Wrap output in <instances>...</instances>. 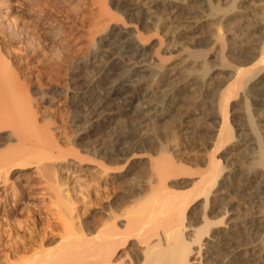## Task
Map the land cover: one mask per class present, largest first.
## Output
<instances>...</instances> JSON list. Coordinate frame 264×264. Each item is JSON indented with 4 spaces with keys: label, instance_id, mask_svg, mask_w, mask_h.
<instances>
[{
    "label": "rangeland",
    "instance_id": "rangeland-1",
    "mask_svg": "<svg viewBox=\"0 0 264 264\" xmlns=\"http://www.w3.org/2000/svg\"><path fill=\"white\" fill-rule=\"evenodd\" d=\"M134 1L143 3L145 0ZM168 1L169 0H166L167 3L172 1L180 2L183 7L178 9L179 11L177 10L176 15H169V17L172 18L176 17L178 21L176 24L179 30L176 29L174 34L172 32L173 30L167 29V22L165 21L168 14L165 15L166 13L160 12L156 13V15H149L148 17L144 14L137 15L131 13L125 15L114 6L113 0H0V23L9 26L14 25L12 21L17 23L14 25L17 27H10L13 30L12 33L15 32L13 33L15 34L13 37L17 39L11 43L0 40L5 50L17 52V63L15 61L17 64V84L20 90L25 92L22 94L23 96L17 92V128L22 127V125L27 122V116L30 114L33 118L32 120H34V124H36L41 132V135L38 134V137L36 135L32 137L33 140H31L32 138H28L29 141L24 139L25 143H23L24 145L22 146H24V148L26 147L25 149L29 147L31 150L35 149L38 152L32 150V152L35 153L32 155H35V160L37 159L39 163L41 162L45 167L48 166V176L46 178L49 182L48 187H52L53 189H51L57 192V194H53L52 191H50V194L48 193L39 203L37 202L36 206L35 204L30 205V203L19 205L10 212L7 209L13 205L14 200L11 198L4 199L3 195L0 196V223L2 222L0 224V233L2 234H0L1 261H4L5 257L9 254V256L6 257V262L10 264H17V262H19L20 257H18L17 260V256L14 257L15 255L13 253V251L17 250L18 242L20 245H26L23 247L25 249L29 246L33 247V243V252L36 251L34 249L47 248L46 250L48 251L51 250L52 252V250H54L53 253H58L57 247L60 252L63 248L58 246V244H61L60 240H58L60 239L58 235L61 234L59 233L61 232V226L58 224L57 220L53 219L51 216L52 213L55 214L57 212L62 215H70L75 227L83 229V227L86 226L90 231H94V228H96L98 224L97 216L99 215L97 201H99V194L101 192L110 193L113 191L112 193H114L115 199H118V201L128 191L132 192L128 195H135L136 191L142 190L144 187L148 186L146 180L148 181V177L152 174V172H150L152 166H156L153 163H158V161H160L159 163L161 164L171 161L172 163H170L174 165V172L176 171L175 175H180L178 173H181V176L185 175V178L181 177L180 179L179 177L178 180L175 179L172 183L178 188H182V186L185 187V184L188 186L190 182L195 180L194 178L197 177L195 176L196 174L206 171V165H201L205 158L228 159V163L226 161H220L219 165L224 168V170H227L229 167L240 168V166L252 165L251 163L254 164L257 161L256 157L259 156L260 151L258 148L238 146L237 143V147L233 149L234 151L231 150V155H226L225 153L229 150L225 146V148L222 146L214 147L213 142L215 141L214 138L216 137L218 127L214 123V120L210 119V116L213 114L214 107L216 106L215 104L218 103L219 95H221L223 99H226L228 95L227 92L232 84L230 81H232L231 79H233L234 75L239 70H247L255 67L254 65H257L260 60L259 53L264 50V36L261 35L258 27L255 26L263 22L261 19L264 20V15L259 14V12L257 13L258 10L256 11V6L259 2L261 3V1L264 3V0H252L253 3L251 1L250 3H243L241 7L243 10H240L241 8L236 10L237 6L239 7L241 5L238 4L239 0H200L199 3H201V6L198 4V9H191V11L193 12L194 10L198 17L202 14L200 15L204 16V18L201 17V19L203 18L202 21H199L198 17L190 13L188 5H191V0ZM251 3L253 4L252 6L248 5ZM186 7L189 9L187 10ZM220 11L223 14H220ZM224 15L225 18L223 19ZM100 17L108 19L106 22L107 29L105 32L97 34L95 26L100 20ZM254 18H258L259 20ZM189 20H192L191 23ZM47 21L54 24L53 27L61 33V42L51 41L53 42L51 43L49 42L50 39L48 36H44L43 29ZM193 21L196 24H194ZM198 21L200 23H198ZM189 26L192 27H190L192 30L189 29ZM111 29L117 31L121 30L127 35L124 39L119 41L120 43L126 44L133 41L144 51L142 60L137 64L128 63L124 60H122L123 62L120 61V63L117 56H113L110 60L115 63H120L123 73H133V85H142L145 82L147 86L150 85L151 89L155 91V103L161 104L162 94L166 91L169 92V90L178 83L183 84L184 80H186V82L188 81V84L190 83V86L187 85V89L183 91L184 93H180L176 98L173 97V103L171 104L173 108H169L170 111H156V115H151L147 125L141 131L145 138L143 148L132 149L127 152V155L123 156L124 158L112 157V160L106 159L105 154L111 153L113 142L118 135L125 133V125H127L128 119L119 116L113 123L102 125L103 127L100 125L93 126L92 130L90 126L91 107L100 104L101 101L99 96L110 88L113 83L115 84L117 78H119L117 75V77L112 76L98 87L97 82L101 79L102 74L97 72L101 67V63L98 62L97 58L102 55L103 50H107L102 47V40L106 39ZM26 35L28 37H26ZM135 36L139 42L136 41ZM172 36L173 38H170ZM26 39L28 41H26ZM26 44H31V46L34 47L33 52L32 49L31 52L27 50L30 48H27L28 46H25ZM249 48L252 51L246 53ZM240 49L243 51H240ZM56 58H62V60L60 59L61 63L55 65L54 61ZM15 63L14 66L16 65ZM126 74L122 76L125 77ZM72 75L80 80L79 85L74 86L70 84L71 81L69 82V77H73ZM194 83L196 85H194ZM263 84L264 81L262 83V87L264 88ZM81 87L82 89H80ZM249 87L250 86L245 88L242 87L240 88L241 91L238 89L237 98L233 95V97L230 96L231 98H229L226 104L227 118L229 124H234L231 120L242 112H246L248 115L250 114L249 116L254 115L255 118L253 122L254 124H258L261 134L262 126L264 125V122H262L264 111H258L253 108V101L248 95H245L247 94L245 91H247L246 89H249ZM188 88L192 90L189 92ZM236 90L235 88L234 91ZM234 91L231 88V92L235 93ZM221 92L223 95L220 94ZM224 92L227 94H224ZM216 93L218 97L215 95ZM22 97L27 99V104ZM234 97L235 99H233ZM85 101H90V104L84 105V107L82 106L80 109H75L73 107L76 103L79 102L82 104ZM210 103L214 104V107H211ZM143 104L144 100L135 103L130 109V113L135 114L139 112ZM113 105L114 104H111V106ZM157 109L160 110L159 108ZM28 111L30 112L29 114ZM122 111H129V109H122ZM116 114H118V112H116ZM166 114L168 115L165 116ZM102 115H105V113L103 112ZM77 119L81 120L77 121ZM19 124L22 125L19 126ZM207 124H209V126ZM26 125L27 123L25 126ZM42 131H44L46 135H49L42 136L44 135ZM89 131H92L95 135L92 133L93 136L78 140ZM7 135L8 132H4L0 134V137L6 139ZM261 135L262 136L259 137V146H264V134ZM30 144L35 145L31 147ZM249 155L252 156L250 157ZM231 158L234 159L232 160ZM24 168L23 171L17 172L19 178L15 180L18 185L24 183L30 185L42 183V179H39V175L34 171L32 165ZM177 168L178 171L180 170L179 172ZM115 170L116 172H114ZM106 171L109 172L107 173ZM112 173L120 175L125 174L126 180H124L126 182L123 180L121 183H113L111 181V177L113 176ZM15 177L16 175L9 176L8 178L13 180ZM175 183L177 185H175ZM234 186V183L227 186L225 190V201H223L224 203L222 202L223 205L221 203V206L224 207H221L222 211L217 213L214 212L217 214V217L216 214L212 213V216H210L211 218L213 217L214 220L220 218L221 215L219 213H223L225 211L223 208L225 207L226 210L231 209L230 211L234 212H232L234 220H239V218L240 220H245L248 219V217L250 218V215L252 217V215H254L253 213L258 214L264 212V202H262V199H251L252 196L249 192H244V195L241 189ZM254 187L256 188V185ZM188 189H190V187L186 190ZM236 189H239V191ZM99 190L101 192H99ZM260 190L262 192V198L264 196V189ZM97 191L99 193H97ZM109 198L111 199V197ZM110 199H107L108 202ZM246 199L249 201H246ZM258 203H260L262 207H258ZM117 206L118 208L116 209L119 210V205ZM254 206L256 207V211L259 208L262 209L255 212ZM252 211L254 212L252 213ZM244 215L245 217L243 218L242 216ZM25 216H27L29 220H33L36 226L34 223L31 225L32 221H30L31 223L29 222L30 224L27 223L28 226L25 225V219H27ZM35 219H37V221H35ZM17 223L21 226L23 225V230L21 228L19 233L15 231L17 230L15 227L18 225ZM24 226L28 227L27 230H25L26 228H24ZM31 226L34 228H30ZM47 227L52 228L49 229L54 231V233L50 234V230ZM42 229H44V231ZM9 231H11L12 236L10 237L11 239L8 238L9 240H7L5 236H7V233H10ZM24 231L27 233V237L23 234ZM27 231L32 234H28L29 232ZM20 232H22L21 234L23 236H21ZM44 232L46 233L45 236H43ZM24 236L25 238H23ZM248 237L250 239L247 238V243L249 242V245L252 243L251 246H254V249L258 247L256 250L262 251L261 249L264 248V237L255 235L252 236V240L250 236ZM28 238L33 240L29 243L30 245H27L26 242L23 244L20 243V241L24 242L23 240ZM39 238L42 240L40 241ZM15 243L16 246H14ZM39 243L41 247H39ZM253 243H256V245ZM8 245L11 246L9 247ZM260 246L262 248H259ZM13 247H16L15 250ZM31 249H27L28 256L33 253ZM263 253L262 251V258H264ZM19 256L22 257V255ZM25 256L28 257L27 255ZM262 264H264L263 259Z\"/></svg>",
    "mask_w": 264,
    "mask_h": 264
},
{
    "label": "bare ground",
    "instance_id": "bare-ground-1",
    "mask_svg": "<svg viewBox=\"0 0 264 264\" xmlns=\"http://www.w3.org/2000/svg\"><path fill=\"white\" fill-rule=\"evenodd\" d=\"M113 1H114L113 2L114 6L118 10H120L121 13H124L125 15L131 13L137 15L144 14L145 16L148 17L149 15H154V14L156 15V13L164 12L166 13L165 15L168 14L167 17L168 19L166 18L165 21L167 22V29L173 30L172 31L173 34L175 33L176 29L179 30V27H177L178 25L176 24L178 23L176 17L173 16L174 18H172L169 17V15L171 16L173 14L176 15L177 10L181 9L182 7V4L180 2L177 1L170 2V0L168 1L170 3H167L166 0H145L143 3L134 0H113ZM250 1L252 2V0H239L238 4L241 5L239 7L237 6L236 10H239L243 6L242 5L243 3L244 4L247 2L250 3ZM199 2L200 0L199 1L191 0V5L190 6L188 5V7L190 8V9L188 8L190 10V13H192V15H194L195 17H198V15L196 14V12H194V10L198 9L197 7L198 4H200L201 6V3ZM252 3L248 5L252 6L253 5ZM191 9H194L193 12L191 11ZM240 10L243 9L241 8ZM256 11L257 13L259 12V14L264 15V3H262V1L261 3L259 2V4L256 6ZM220 14L223 13L221 12ZM200 15L198 18L199 21H202L204 16H200ZM201 17L203 18L201 19ZM224 18L225 15L223 19ZM254 19H258V18H254ZM107 21H108L107 18L100 17V20L95 26V28L97 29V34L106 31ZM189 21L191 23L192 20ZM199 21L198 23H200ZM261 21H260L261 23L258 22L259 23V25L257 24L258 26L256 24L254 25H256L255 27H258L259 31L261 32V35L264 36V20L261 19ZM12 22L14 23V25L17 24L14 21ZM194 24L196 23L194 22ZM53 25L54 24H51V22L47 21L45 23L43 33L45 34L44 36L46 35L48 36V38L50 39V41L48 40L49 42L54 41L59 43L62 41L61 33H59L53 27ZM11 26L0 23V40L11 43L17 39L13 37L15 35L13 33L15 32L12 33L13 30L11 28L13 26L12 27ZM15 27L17 26H14V28ZM190 27L191 26H189V29L192 28ZM126 36L127 35H125V33H123L121 30L117 31L111 29L110 32L107 34L106 39L102 40V47H104L107 50L106 51L103 50L102 55L97 58L98 62L101 63V67L97 70V72L102 74L101 79L98 80L97 82L98 87H100V85H102L112 76L117 75L119 78H117L115 84L113 83V85L110 88H108L106 91L102 93L101 96H99L101 101L100 104L99 105L97 104L98 106L97 105L92 106L90 111V115H91L90 126L92 127V130H93V126L100 125L101 127H103L102 125L113 123L115 119H117L119 116L128 119L126 123L127 125H125V133L118 135V137L113 142L111 153L105 154L106 159L108 158L110 160L113 159L112 157L124 158L123 156L127 155L128 151L132 149L143 148L145 144L144 141L145 138L143 137L142 135L143 133H141V131L147 125V122L150 120L151 115L152 116L156 115L155 114L157 113L156 111L158 112H163L165 110L170 111L169 108L171 107L173 108V106H171V104L173 103V97L176 98L180 93H182L185 89H187L186 88L187 85L190 84V83L188 84V81L186 82V80H184V83L185 84L187 83L186 85L184 83L183 84L178 83L171 90H169V92L166 91L165 93L162 94L161 104L155 103L154 102L155 91L151 89L150 85H148L150 88L146 85V82L142 85H133V80H132L134 78L133 73L126 72L127 73L126 74L122 72L120 61L124 60L125 62L128 63L131 62L132 64H137L142 60L144 56V51L139 46H137L135 42L130 41L126 44H122L119 42L122 39H124ZM26 37L28 36L26 35ZM135 38L136 41H138L136 36ZM170 38H173V36ZM26 41L28 40L26 39ZM25 46H28L27 48H30L27 50H30L31 52L32 49L33 52L34 47L31 46V44L30 45L26 44ZM247 50L248 51H246V53L252 51L250 48ZM240 51L243 50L240 49ZM260 53H259L260 60L257 63V65H254L255 67L249 68L247 70L245 69L239 70L234 75L233 79H231L232 81L228 80L232 83L230 85L232 90L234 91L235 88L237 89L236 91H234L235 93H232L231 88H229L226 99H223L222 96L219 95V93L217 92L218 95L220 96L218 97L217 93L215 94L218 97V103L216 102L217 104H215L216 105L215 107L213 106L214 104L210 103L211 107L213 106L215 110V111L213 110L212 115L210 114L211 115L210 119L214 120V123L218 127L217 131L215 130L217 133H216V137L214 138L215 141L213 142L214 147L225 146L229 150L227 153H225L226 155H231V150L234 151L233 149L237 147L236 146L237 143L238 146L241 145L245 147L258 148V150H260L259 156L256 157L257 161L254 164L251 163L252 165L242 166V167L239 165L240 168L229 167L227 170H224V168L220 167L219 165L220 161H226L228 163L229 161L228 159L225 158L213 159L211 157H208L204 159L203 162L204 165L203 163L201 164L202 166L206 165V171L204 170L205 172L202 173L200 172L196 175L194 174L197 177L194 178L195 179L194 181L189 183L190 185L188 184V186H186L185 184V187L181 185L182 188L181 187L178 188L174 186V184L172 183L174 182L175 179L178 180L179 177L181 179V177H184L185 175L183 174L184 176H181V173H178L180 175H175L176 171L174 172L175 170L174 165L171 164L172 163L171 161L168 160L169 162L161 164L159 163L160 161L157 160L158 163L157 162L153 163L156 166L155 167L152 166L151 170L149 169L150 172H152V174L150 177H148L149 180L148 181L146 180L148 186L146 187H144L145 185L142 186L144 187V189L138 190L136 191V193L134 192L135 195L134 194L133 196L128 195L129 193L130 194L132 193L128 191L118 201V199H115V195L114 193H112L113 191L110 192L112 189L109 191L110 193L101 192L99 190V192H101L99 194V201H97L99 216H97L98 224L97 227L94 228L95 229L94 231H90L89 229H87L86 226L83 227L84 225L81 226L83 227V229L79 227L78 228L75 227L73 225L74 223H72V218L69 214H68L69 216H67L57 213L56 211L55 214L51 212L52 213L51 216L53 217V219L57 220L58 224L61 226L60 228L61 232H59L61 234L58 235V237H60V239L58 240H60L61 244L60 245L58 244V246L59 247L61 246V248L63 247L62 250L59 252V248L57 247L58 253H53L54 250H52L51 252V250L50 251L46 250L47 248L46 249L40 248L38 250L34 249L36 251L33 252L34 245L32 243L33 247L29 246L27 249L29 250L32 248L31 249L32 251L31 250L30 251L33 253H31V255L28 256V250L23 248L26 245H20L18 242L17 250H15L16 247L15 248L13 247L15 250L13 251L15 255L14 257L17 256V260L18 257H20L19 262H17V264H250V263L262 264V259L264 260V258H262L263 257L262 251L264 252V248L261 249L262 251L256 250V248L258 247L254 249V246H251L252 243L249 245V242L247 243L246 241L247 238L250 239L248 236L251 237V240L253 238L252 236L255 235L256 236L261 235L264 237V214H263L264 212L262 211L263 213H258V214L253 213L254 211L257 212L259 209H262L259 208L257 211L255 210L257 206L262 207L260 203H258L259 205L256 204L257 206L255 205L256 206V207L254 206L255 208L253 207L254 211H252V213L254 215H252V217L250 215V218L248 217L249 216L248 215L247 216L248 219L245 220H240V218L239 220H234V217H232L233 211L231 212L230 211L231 209L226 210L225 209L226 207L223 208L225 210V211L223 210L224 211L223 213L222 212L219 213L221 215L220 218H216V220H214L213 217L212 218L210 217L212 216L211 215L212 213L216 214L217 212L222 211L221 207L224 206H221V203L225 201L224 200L226 195L225 190L227 186H229V184L231 183H234L235 186H237V188L241 189V191H243V194L246 191L249 192L250 195L252 196L251 199L252 198L259 200L262 199V202H264V196L261 198L262 192L260 190V189H264V146H259V137L262 136L261 134H264V125L262 126L263 127L261 131L262 133L260 134L258 124L257 123L254 124L253 122L255 116L254 115L249 116L250 114L248 115L246 112H242L240 115L232 119L231 121H233L232 123L234 124H229L227 118V109H226L227 107L226 104L229 101V98H231L230 96L233 95L236 96L237 98L238 89L239 91H241L240 88L242 87L245 88L250 86L249 89H246L247 91H245V93L247 92V94L245 95H248V97L253 101L254 104L253 108H255L258 111H264V88L262 87V83L264 81V50L260 51ZM113 56H117L120 63H115L111 61L110 59ZM60 59L62 60V58L55 59L54 61L55 65L61 63ZM193 59H197V58H193ZM15 61L17 63V52H13V51L9 52L5 50L2 44L0 43V134L4 132H8L6 139L0 137V196L3 195L4 199L11 198L12 200H14L13 205L9 209H7L9 210V212L13 211V209L19 205H26L30 203V205L35 204L36 206V203L37 202L39 203L40 200L45 198V196L50 191H52L53 194H57L55 190H52L53 189L52 187H51L52 189L48 187L49 182L47 181L48 179H46L48 176L47 174L48 166L45 167V165H43L41 162L40 164L37 159L35 160L34 157L35 155H32L35 154L32 152L33 149L31 150L29 147L25 149L26 147L24 148V146H22L24 145L23 143H25V140H28V138L31 139L32 137H35V135L38 137V134L41 135V132L39 131V128H37L36 124H34V120H32L33 118L29 114L30 113L29 111L28 114L31 116V118L29 115L27 116L28 117L27 118L28 120L26 122L27 125L25 126L26 123L22 125L23 124L22 123L19 124V126L22 125L23 128L22 127L17 128L18 126L17 125V92L21 96H23L22 94L25 92L20 90V87L17 84V64L15 63ZM14 63L16 64L15 66ZM124 74H126L125 77L122 76ZM70 81H71L70 84L74 86L80 84V80L74 76L69 77V82ZM194 85L196 84L194 83ZM80 89H82V87ZM191 90L189 89V92ZM225 92L224 94H227ZM220 94L223 95L222 92ZM22 98L27 104V99H25V97ZM233 99H235V97ZM142 100H144L142 109L135 114L130 113V109L133 107V105ZM88 104H90V101H85L82 104L78 102L75 105H73V107L75 109H80L82 106L84 107V105L86 106ZM111 104L114 105L111 106ZM157 108H159L160 110H158ZM122 109H129V111H122ZM115 111L118 112V114H116ZM103 112L105 113V115H102ZM167 115L168 114H166L165 116ZM80 120L81 119H77V121ZM262 122H264V116L262 117ZM209 124L207 125L209 126ZM44 131H42V133L44 134L42 136L46 135ZM92 133H93L92 131H89L85 136L79 138L78 140L86 139L87 137L89 138L93 136L94 133L93 134ZM31 140H33V138ZM34 145H31V147H33ZM31 165L33 166L34 171L39 175V179H42V183L33 184V185L24 183L22 185L21 184L18 185L17 181L15 180L19 178L17 176V172L19 171L21 172L25 169L24 167L26 166L29 167ZM114 172H116V170ZM14 175H16V177L13 178V180H10L8 178L9 176H14ZM125 176H126L125 174L124 175L113 174V176L111 177V181L113 183H118V182L121 183L125 179ZM175 185L177 184L175 183ZM253 185L254 186L256 185V188ZM188 187H190V189L186 190ZM239 189L236 190L239 191ZM99 192L97 191V193ZM109 197H111V199ZM107 199H110V201L108 202ZM246 201L249 200L246 199ZM117 205H119V210L116 209L118 208ZM25 217L27 218V216ZM242 217L244 218L245 215ZM25 220H24L26 222L25 225H27V223H29L30 221H32L31 225H33L34 223L33 220L31 219L29 220V218ZM35 221H37V219H35ZM17 224L18 225L15 226L17 230L15 231L19 233V230L22 228L23 225L21 226L19 223ZM34 225L36 226L35 223ZM24 228H26L25 230H27L28 227L24 226ZM30 228L33 229L34 227L31 226ZM9 229L12 230L11 228ZM42 230L44 231V229ZM9 232L10 233H7V236H5L7 237V240H9L8 238L12 236L11 231ZM21 233L22 232H20V234ZM53 233L54 231L50 230V234ZM23 234H25V236L27 237L26 235L27 233H25V231L23 232ZM28 234H30V232ZM45 235L46 233L44 232L43 236ZM21 236L23 235L21 234ZM25 236L23 238H25ZM31 238L23 240L24 242L20 241V243L23 244L26 242V244L28 245L30 242L33 241ZM41 240L42 239H40V241ZM40 243H39L40 245L39 247H41ZM256 243L253 244L256 245ZM14 246H16V243L14 244ZM259 248L262 247L260 246ZM19 255H22V257ZM25 255H27L29 258L26 257ZM7 256H9V254ZM6 257L5 260L3 259L4 261L0 260V264H10L9 262H6L7 261Z\"/></svg>",
    "mask_w": 264,
    "mask_h": 264
}]
</instances>
